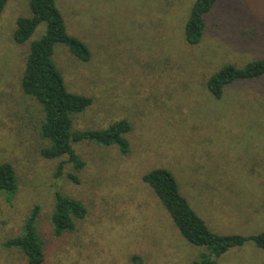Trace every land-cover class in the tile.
Here are the masks:
<instances>
[{
	"label": "rangeland",
	"instance_id": "1",
	"mask_svg": "<svg viewBox=\"0 0 264 264\" xmlns=\"http://www.w3.org/2000/svg\"><path fill=\"white\" fill-rule=\"evenodd\" d=\"M194 0H55L69 35L84 43L88 62L56 44L53 63L67 91L92 103L72 117V130L99 131L126 121L129 152L90 142L72 148L84 162L46 160L38 134L39 107L21 89L27 45L13 40L29 0H8L0 16V163L12 164L17 193L0 194V264H27L3 244L20 232L33 206L43 264H192L208 253L185 241L143 176L166 169L181 195L218 235L264 233V78L235 83L222 99L207 78L226 63L264 58V0H218L201 43L188 47L182 26ZM32 120L30 121V119ZM69 175H73L71 180ZM86 208L76 229L54 237L55 193ZM217 264H264L253 242L229 249Z\"/></svg>",
	"mask_w": 264,
	"mask_h": 264
},
{
	"label": "trees",
	"instance_id": "2",
	"mask_svg": "<svg viewBox=\"0 0 264 264\" xmlns=\"http://www.w3.org/2000/svg\"><path fill=\"white\" fill-rule=\"evenodd\" d=\"M7 2L8 0H0V16ZM217 2L218 0L193 1L182 26L185 45L195 47L201 43L206 28L205 19ZM28 6L30 17L17 19L13 40L18 46L27 45L25 42L37 26L45 24L44 35L27 45L21 78L23 94L39 107L37 130L40 138L47 143V146L40 149V156L46 160L67 158L56 169L58 177L62 175L65 163L71 164L75 171L84 167V162L72 148L74 143L90 142L102 148L114 147L122 155L128 154L129 143L125 135L130 132L131 126L126 121L110 125L105 130H72V117L89 107L92 101L67 91L63 78L53 63V50L56 44H61L81 62H88L91 53L84 43L67 33L63 15L55 0H29ZM261 78H264V58L252 60L241 67L226 63L207 78L205 87L212 98L219 100L227 87ZM69 178L74 179L73 175H69ZM142 180L161 202L181 237L193 246L207 249L208 253L192 264H217L213 258H219L229 249L241 247L247 242H253L258 249L264 250V233L243 237L218 235L210 231L181 195L175 178L166 169L152 170ZM16 193L15 170L11 163L2 162L0 194L4 195L6 202H12ZM40 212L38 205L33 206L23 220L20 232L3 244L5 248L16 250L27 264H43L45 260L44 244L37 230ZM86 213L81 202L56 192L49 218L54 237L72 233L76 229V221L83 220ZM132 260L135 264H142L137 256Z\"/></svg>",
	"mask_w": 264,
	"mask_h": 264
}]
</instances>
